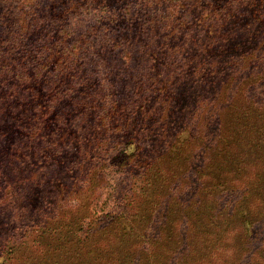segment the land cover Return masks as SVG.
<instances>
[{
	"label": "trees",
	"instance_id": "16d2710c",
	"mask_svg": "<svg viewBox=\"0 0 264 264\" xmlns=\"http://www.w3.org/2000/svg\"><path fill=\"white\" fill-rule=\"evenodd\" d=\"M16 1L0 0V102L15 98L25 113L29 106L35 116L44 115L46 126L69 123L66 107L87 108L95 115L105 110L106 116L112 113L110 130L123 132L120 145H139L120 165L137 176L139 186L138 207L131 209L130 217L97 223L101 226L96 231L76 242L73 255L50 248L36 259L35 251L23 249L28 258L21 264H41L45 254L63 264H264V74L255 72L264 65V0H24L20 6ZM91 12L99 20L81 29L77 19ZM160 52L175 61L183 53L194 57L177 68L159 59ZM195 56L200 58L196 63ZM122 58L127 60L123 71L115 64ZM242 61H253L246 78H237L250 95L240 89L233 101L221 100L223 107L206 124L211 141L199 155L189 157L198 140L181 138L183 128L167 138L172 123L160 122L152 106L160 102L161 108L164 100L167 114L183 115L191 101L207 95L206 89L225 86L228 77L237 81L230 70ZM205 66L208 72L216 66L226 73L220 80L211 73L205 87H184L178 94L184 68L193 77ZM101 69L115 95L103 92ZM77 88H84L80 95ZM0 118V143L7 152L16 128L7 114L0 111ZM100 118L108 127L106 118ZM28 129L18 133L38 138V155L48 140ZM154 139L166 145L156 152L157 162L146 151L156 149L142 145ZM189 162L201 178L197 197L205 203L193 199L180 210L177 204L164 210L163 190L179 166ZM222 201L224 208L217 211ZM185 210L195 226L183 247L185 238L178 239L174 230L177 214L182 219ZM213 211L220 215L210 219ZM177 245L185 252L181 259ZM7 261L1 258L0 264Z\"/></svg>",
	"mask_w": 264,
	"mask_h": 264
},
{
	"label": "rangeland",
	"instance_id": "374dc122",
	"mask_svg": "<svg viewBox=\"0 0 264 264\" xmlns=\"http://www.w3.org/2000/svg\"><path fill=\"white\" fill-rule=\"evenodd\" d=\"M23 2L24 0L16 1V6H20ZM98 20V14L91 12L88 16L81 15L77 19V24L83 29V26L89 27ZM252 50L247 53H251ZM158 54H160L159 59L163 61L166 58L167 63L172 62L177 68L186 66L187 61L194 57L183 53L177 57L179 60L175 61L174 58L168 57L170 54L162 55L161 52ZM137 59L138 54L135 55L134 62ZM195 59L194 63L200 58L195 56ZM115 64L119 70L123 71L125 68L123 65L127 64V60L122 58ZM252 65L253 61H242L230 70V76L236 79L240 76L246 78ZM88 69L91 70L92 67L89 65ZM184 70V80L178 82V94L184 92V87L195 90V87L200 85L205 87L207 84L205 78L211 76V73L218 76L219 80L223 73H226L216 66L208 72L205 66L198 69V74L192 77V72L190 75L188 68ZM99 72L103 79L102 87L105 88L102 89L103 92L108 96L115 95L116 92L107 80L104 70L101 69ZM255 72L264 74V65ZM237 81L231 82L228 77L225 86L217 85L213 90L206 89L207 95L203 94L193 102L191 101L183 115L179 111L175 115L170 112L167 114L168 103L164 100L161 102V108L160 102L152 106V109L157 110L155 117L160 119V122L164 119L166 124L168 121L172 123L171 129L166 131L167 138L174 137L183 128L182 132H179L181 138L197 139L199 142L191 148L188 156H197L198 153L203 152L205 143L208 144L211 141L210 130L206 124L212 121L211 114H216L215 110L223 107L221 100L233 101L237 98L236 93L240 89L246 95L251 93L247 85H241L238 79ZM176 86L171 91H174ZM119 87L121 89V85ZM83 90L84 88H77V95H80ZM211 96L213 99H210ZM221 96L223 98H220ZM0 103H2L0 104L1 114H7L10 126L16 128L13 141L10 143L11 148L8 147L7 152L1 147L2 139H0V259L7 258L8 261L5 264L26 262L28 253L23 252V249L35 251L36 259L41 258L38 255L44 254L50 248H56L62 255L65 253L73 255L76 242L83 240L88 232L96 231L101 226L97 223L103 221V225L113 219L118 221L130 217L131 209L134 207L137 209L136 196L139 193V186L135 180L137 176L131 172H124L120 165L123 163L121 160L125 159L124 156L129 152H135L139 145L128 144L125 148L120 145L123 132L118 133L114 128L110 130L113 124L111 112L106 116V111L102 110L100 115H95V111H89L87 108L66 107L64 110L69 112V123H63L62 126L49 123L50 126H46L44 115L35 116L37 112L30 111L29 106L25 113L26 107L15 98L6 99ZM9 106L13 108L10 111L7 109ZM61 106L65 107V105ZM170 106L172 107L171 103ZM92 115L93 117L89 118ZM100 117L106 118L108 127L104 126L105 122ZM1 121L2 118H0ZM119 125H122L124 129L123 120ZM25 126L48 140L46 144L42 143L43 150L36 152L38 155L34 152L39 145L38 138L33 134L22 136L18 133L19 129ZM2 131L4 130L0 129V135ZM64 138L67 139L65 144L62 141ZM146 142L148 143L142 144L144 148L156 149L146 151L150 152L148 154L150 159L157 162L159 157H156V152H162L166 146L164 140L154 139ZM193 163L179 166L173 179L163 190L160 199L164 210H168L169 205L174 206V204H177L180 210V207L192 204L193 199H197L196 201L200 204L205 203L197 197V187L199 190L201 178L190 170ZM224 203V201L219 202L217 211L224 208ZM162 213L166 217V214ZM180 213L182 219L176 213L178 221L174 231L178 239L185 238L182 244L184 247L187 241L186 234L192 226H195V220L186 210ZM219 215L213 211L210 219ZM160 216L157 213V218ZM81 221L84 222L81 226L83 232H80L81 227L79 228L78 225ZM41 234L45 236L39 238ZM175 247L178 248L177 256L181 259L185 253L182 250L183 247L180 245ZM44 256H42L41 264H53V262L63 264L61 261L53 260L52 255L48 256L52 257L51 261Z\"/></svg>",
	"mask_w": 264,
	"mask_h": 264
}]
</instances>
